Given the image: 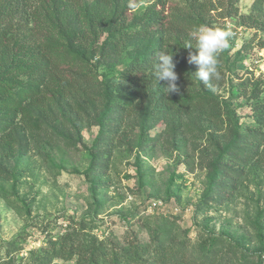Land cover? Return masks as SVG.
<instances>
[{
  "label": "rangeland",
  "instance_id": "obj_1",
  "mask_svg": "<svg viewBox=\"0 0 264 264\" xmlns=\"http://www.w3.org/2000/svg\"><path fill=\"white\" fill-rule=\"evenodd\" d=\"M42 1L54 20L29 18L2 65L10 71L0 78V264H75L54 255L71 234L68 242L108 246L135 235L151 261L164 247L168 264H264V1L166 0L165 14L187 29L162 36L177 91L142 99L128 116L122 106L138 102L131 64L161 35L114 42L106 25L123 9L125 28L141 26L149 1ZM33 23L40 31L28 36ZM201 25L232 33L215 91L187 59ZM181 41L193 49L172 51ZM48 45L85 54L71 57L86 76L84 97L54 84L22 98L43 86L30 57Z\"/></svg>",
  "mask_w": 264,
  "mask_h": 264
},
{
  "label": "trees",
  "instance_id": "obj_2",
  "mask_svg": "<svg viewBox=\"0 0 264 264\" xmlns=\"http://www.w3.org/2000/svg\"><path fill=\"white\" fill-rule=\"evenodd\" d=\"M37 2H32L31 0H0V78H3V73H9L10 70L4 68L2 65L7 61L12 62L15 53L12 52L10 46V39L15 33H20L22 31L23 24L29 21V18H38L41 16V12L50 15V20H54V12L50 11V7L47 6L42 0H35ZM119 0H100L102 4L111 5L112 2ZM149 4L146 5L142 17L147 21H143L141 26L133 27V25H128L126 17L123 15V9L120 11L118 16L106 25L108 31H113L115 37L121 41L124 38L130 37H140L141 34L151 35L154 31L160 32V40L152 48H147L145 50V55L139 59V61L132 62L130 70L131 73L127 76V81L133 91V94L137 98L138 102L136 104H124L122 109H124V115H130L132 111L139 106V103L144 98H150L151 100L163 101L166 95L167 82L156 81L153 73V65L156 61L155 54L161 50L169 52V49L164 48L166 41L162 36H166L172 32L186 33L187 29L173 16L166 15L164 12V6L166 0H148ZM227 0H217V2H224ZM233 3L239 0H231ZM258 1V0H255ZM264 1V0H261ZM204 5V4H203ZM203 6L198 4V9L201 10ZM159 8V9H156ZM204 8V7H203ZM39 10V11H38ZM203 10V9H202ZM40 12V13H39ZM38 14V15H37ZM171 17V18H170ZM168 19V20H167ZM140 20H134L133 24H136ZM153 21V22H152ZM50 22V21H49ZM29 30L28 36L36 34L40 29H36V24ZM125 29V30H124ZM261 32L264 33V23L260 25ZM69 37V40L75 41V33L65 32ZM259 48H264V36L259 39L257 43ZM70 46V44L68 45ZM67 46V47H68ZM66 47V48H67ZM186 43L184 41L179 42L178 45L175 43L171 44V49L181 51L184 49ZM64 51L58 46L48 45L40 48L31 60L37 64L36 82L43 84L41 90L36 88L28 93H23L22 98L32 99L40 93L47 91V93H52L54 84L60 89V93L63 96L70 97L73 99H79L83 93V83L86 80V76L83 75L80 70L73 65L71 61L72 56L84 58V53L80 51L70 52L67 49ZM62 51L63 55H59ZM40 60V61H39ZM45 93V92H44ZM54 95L52 94L51 99ZM18 106V102L15 107ZM115 110L119 109V104L115 106ZM72 234L63 239L58 245L56 250V257L65 258L76 257L75 264H168L169 255L165 252V248L162 247L156 254H154V261H151L149 255L150 247L145 249L138 247V240L135 235H128L122 239L118 245L108 246L103 242H86L81 241L75 237L72 241L68 242V239ZM75 241V242H74ZM264 254L262 250L258 254V259Z\"/></svg>",
  "mask_w": 264,
  "mask_h": 264
},
{
  "label": "clouds",
  "instance_id": "obj_3",
  "mask_svg": "<svg viewBox=\"0 0 264 264\" xmlns=\"http://www.w3.org/2000/svg\"><path fill=\"white\" fill-rule=\"evenodd\" d=\"M230 31L221 28H212L207 25L199 26L193 33L196 41L195 51L188 54V63L196 66L195 77L202 84L215 91L211 86L213 79H220L218 69V56L221 52L228 49ZM186 48L193 49L191 45ZM156 61L153 65V73L156 81L167 82L164 88L168 93L177 91V74L173 56L161 50L155 54Z\"/></svg>",
  "mask_w": 264,
  "mask_h": 264
}]
</instances>
